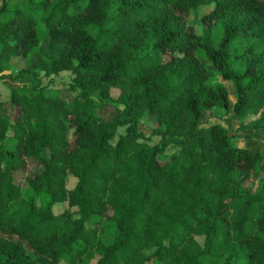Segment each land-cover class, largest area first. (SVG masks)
Returning a JSON list of instances; mask_svg holds the SVG:
<instances>
[{
	"label": "trees",
	"instance_id": "16d2710c",
	"mask_svg": "<svg viewBox=\"0 0 264 264\" xmlns=\"http://www.w3.org/2000/svg\"><path fill=\"white\" fill-rule=\"evenodd\" d=\"M61 70L69 100L36 82ZM5 75L31 85L10 88L11 111L0 97V264H264V155L204 124L230 109L264 134V0H1Z\"/></svg>",
	"mask_w": 264,
	"mask_h": 264
},
{
	"label": "rangeland",
	"instance_id": "374dc122",
	"mask_svg": "<svg viewBox=\"0 0 264 264\" xmlns=\"http://www.w3.org/2000/svg\"><path fill=\"white\" fill-rule=\"evenodd\" d=\"M1 2V0H0ZM209 6H200L197 8H194L190 10L189 14L185 16L186 22L189 24H192L194 27V30L198 33H201L203 31V25L199 22V18L202 14L207 12L209 10ZM41 36V33H39ZM15 64V62H14ZM211 67L210 65H208ZM17 71V68H10V69H5V73H15ZM71 73L68 70H61L55 74H49L45 75L43 73H40L37 78L36 82L39 85H44L47 87H56L58 86L60 88V95L63 99L69 100L74 94L75 91L69 88V81L71 79ZM24 83L26 86L30 87L31 85V79L30 78H21V79H12L10 76H2L0 77V97L3 100H7V106L9 110L11 111L13 108V105L10 101H8V96H9V90L12 86L14 85H20ZM226 87L229 90V93L231 94V86L228 82L225 83ZM110 94L112 97H115L117 94L116 89H111ZM230 102H233V96L232 94L229 96ZM121 109L120 105H114L110 103H101L98 105L96 108L97 114H99L101 117L105 119H112L115 117L116 113ZM209 111L204 112V124H207L209 122L219 120L223 125H225L228 128L229 133L231 134L233 141L240 145V146H247L251 149H258L261 151L264 155V134H260L257 130L255 131H249V130H236V120L232 117V111L229 109L228 112L223 115L221 118H214L213 116L209 115ZM209 115V116H208ZM207 116V117H206ZM203 117V118H204ZM155 123L153 120L148 116L141 117L140 120L138 121L137 128L141 132V135H143V138L141 140L147 142L148 144H153L158 142L159 136L156 134L152 133V129L154 128ZM123 127L117 128V134L123 132ZM116 139V136L112 139L114 142ZM176 147L173 144L168 145L166 148H164V154L163 155H168L170 152L175 150ZM47 154V152H45ZM164 156V157H165ZM27 166L26 168L18 171L16 173L17 178L15 180L17 182H20L21 185H24V182L22 178L25 175H32L35 171L38 170V167L34 165V160L33 159H27ZM66 187H72L75 183V177L72 175H67L66 177ZM255 183V180L253 179L251 174H248L247 176L244 177L242 185L244 187L253 185ZM66 202H59V203H54L52 206V209L54 212H59L63 209H65ZM70 210H74V208H70ZM194 238L199 242L202 243V236H194ZM32 254V251H30ZM39 260L44 261L42 257H38ZM94 259L92 258V261Z\"/></svg>",
	"mask_w": 264,
	"mask_h": 264
}]
</instances>
